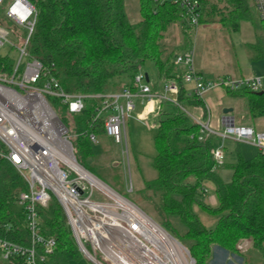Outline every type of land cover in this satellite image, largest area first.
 <instances>
[{"label":"trees","instance_id":"trees-1","mask_svg":"<svg viewBox=\"0 0 264 264\" xmlns=\"http://www.w3.org/2000/svg\"><path fill=\"white\" fill-rule=\"evenodd\" d=\"M29 1L37 9V22L28 53L51 70L67 93H116L126 87L137 92L135 77L149 61L158 70L154 92L162 79L176 81L178 104L165 102L173 109L159 113L157 153L153 160L158 176L148 189L154 190L159 199L160 225L190 251L196 264H212L216 246L241 256L238 245L244 240L264 253V153L257 150L254 157L245 159L238 149L234 164L218 165L213 154L216 136L204 139L201 126L187 113L190 108H201L204 118L208 117L203 99L191 94L185 85L184 70L175 63L178 53L167 52L164 45L166 34L179 21L182 9L172 2L139 0L141 20L132 23L126 0ZM198 1L201 26L218 20L225 31L232 33L239 31L245 21L256 25L252 0ZM0 24L16 37L17 45L22 43L24 30L10 21L0 20ZM256 26V42L248 45L252 61L264 60V27ZM14 66L10 55L0 54V76H11ZM148 76L146 83L151 81ZM226 91L247 100L253 119L264 117V93L258 95L246 88ZM50 102L60 118L64 114L69 116V121L63 122L72 135L76 158L95 174L88 163L94 153L93 144L82 134L105 133L103 120L93 122L96 101L86 100L81 114H70L57 99ZM2 151L6 148L0 145ZM223 167L232 171L229 181L220 174ZM207 183L215 187L217 206L204 199ZM26 191L28 184L22 175L0 156V238L28 246L30 233L20 204V195ZM199 212L216 218L214 226L205 224ZM38 213L41 232L56 241L53 252L42 264H71L80 260L83 254L60 203L53 199L47 207L40 206ZM0 263L25 264L21 257Z\"/></svg>","mask_w":264,"mask_h":264},{"label":"built area","instance_id":"built-area-1","mask_svg":"<svg viewBox=\"0 0 264 264\" xmlns=\"http://www.w3.org/2000/svg\"><path fill=\"white\" fill-rule=\"evenodd\" d=\"M6 0H0V9ZM172 2L182 9L183 18L193 29L200 25L201 6L198 0H154ZM258 18L264 23V0H252ZM6 17L24 30L20 45L10 40L11 32L0 24V50L11 43L18 51V62L11 76H0V152L22 175L28 191L20 195L30 233L28 246L0 238V258L9 261L21 257L25 264H42L53 252L56 241L41 232L38 208L47 207L54 199L66 213L68 223L82 254L94 264H196L190 251L166 231L139 206L118 193L97 175L79 163L72 135L53 108L50 99L67 106L70 114H81L86 100L96 101L93 122L103 120L105 133L121 146L129 163L126 121L135 109L139 97L148 111L153 103L178 104L167 93H178L175 83H167L164 92H154L146 83L141 70L135 77L137 92L126 87L121 92L96 95L67 93L40 60L28 53V45L35 31L37 9L29 0H11ZM176 65L184 70V81L193 84V94L203 99L212 89L229 91L264 89V75L254 77H218L206 79L195 66L193 46L178 53ZM124 100V103L121 102ZM145 110V111H146ZM187 111V110H186ZM201 126L204 139L211 136L234 138L250 143L264 153V133L252 127L237 126L235 119H223L224 130L217 133L210 126V117L193 116ZM146 121V115L140 116ZM91 144H99L96 132L83 133ZM214 157L223 166L225 153L215 148Z\"/></svg>","mask_w":264,"mask_h":264},{"label":"rangeland","instance_id":"rangeland-1","mask_svg":"<svg viewBox=\"0 0 264 264\" xmlns=\"http://www.w3.org/2000/svg\"><path fill=\"white\" fill-rule=\"evenodd\" d=\"M10 2L11 0H6L4 6L0 9V20L2 21H9L6 17V11ZM126 9L132 23H137L141 20L139 0H126ZM252 15L256 25H258L259 29H262L264 24L260 22L254 6ZM256 25L250 21H245L242 23L239 31L228 33L223 29L218 20H212L210 23L202 26L199 25L197 29H193L181 15L179 21L174 23L166 34L164 45L167 52L174 51L176 53L182 52L188 45L193 46L196 69L198 68L206 79L216 80L218 77H240L241 75H245V77L261 76L264 73V62L252 61L248 55V45L256 42V34L258 32ZM187 33L189 36L186 37ZM9 38L17 45L18 41L14 35L11 34ZM0 54H8L15 64L18 62V51L11 43H7L0 50ZM142 71L151 76L150 85L153 87L158 81V70L155 64L151 61L146 62ZM188 85L191 89L190 93L193 94L194 85ZM162 90L164 91L163 88ZM232 97L227 92H224L226 102ZM245 104L246 99H242L239 111L236 113L238 125H251L252 120H254L250 115L248 105L246 106ZM169 108L173 109L172 107ZM224 108L225 104H222L221 111L218 113L220 117L223 115ZM189 112L197 118L208 119V117L204 118V114L200 110L190 108ZM216 115L213 112L214 118ZM61 118L65 123L69 121V116L66 114L62 115ZM152 122V119L137 122L132 117L127 118L129 163L122 155L121 146L116 144L105 133L98 134L99 144L93 145L94 153L88 159V163L95 169V175L102 181L135 203L160 224L161 216L158 213L159 199L154 195V190L148 189V185L153 183L158 176L153 165V160L157 153L155 146L157 130ZM217 141L219 142V146L222 145L221 148L226 147V154L230 153L229 156L232 160H227V156H225L224 164L227 165L228 163H235L237 161L238 149L240 147L241 149H245V156L250 155V151L255 152L257 150L254 146L252 148L245 147V144L225 142L216 137V143H218ZM223 169H226V167H223ZM206 188L204 199L208 204L217 206L218 199L214 185L207 183ZM199 213L205 224L214 226L215 223L213 222L214 220L216 221V218L206 213ZM238 248L242 254L244 253L239 256L241 258L239 264H242L243 261L247 264H264V253L254 249L249 241L244 240L240 242ZM71 264L94 263L83 255L80 260L73 261Z\"/></svg>","mask_w":264,"mask_h":264},{"label":"crops","instance_id":"crops-1","mask_svg":"<svg viewBox=\"0 0 264 264\" xmlns=\"http://www.w3.org/2000/svg\"><path fill=\"white\" fill-rule=\"evenodd\" d=\"M250 59H251V57H250ZM260 61L264 62V60H260ZM181 70H182V68H181ZM197 71L200 73L198 68H197ZM262 75H264V73ZM240 77H245V75H241ZM240 77H235V78H240ZM167 83H175L177 85L175 80H170V81L167 82V81H165V79H162L160 84H159L157 92L165 93L162 90V88L164 89V87H165V85ZM185 85H186L187 89L189 91H191L189 85L188 84H185ZM224 92H227V91L225 89H223V88H215V89H212L209 92H207L204 95V97H203V101H204L205 109H206L205 111L207 112V114H209V117H210V126H211V128L214 131H216L217 133H222L223 130H224L223 119L225 117H231V118L235 119V123H236L237 126L252 127L257 132L264 133V122H263L264 121V117H260V118L252 120V124L251 125H243V124H239L238 125L237 124V115H236V113H238V111H239V106H240V103L242 102V99H245V98L233 96L232 98H229L227 100V102H226V99L224 98ZM166 95L171 97V98H175L177 94L169 92ZM121 102L124 103V100H121ZM134 103H135V109L132 112L130 117H132V119H134L135 121L140 122L141 121L140 120V116L146 115V120L152 119V121H153L152 124H153L154 127L156 126L155 127L156 130H157L158 126H159V113H160V111L161 110L162 111L163 110L171 111V109L169 108L170 106L166 105L165 103H158V102L149 105L150 107H149V109L147 111L145 104H143L142 99L139 98V97H136L134 99ZM222 104H225L224 110L225 109H232V112H229L226 115V114H224V110H223V113H222L223 115H222V117H220L218 115V113H220V111H221L220 109L222 108ZM245 105L247 106V100H246V104ZM195 110H200L201 112H203L202 114H204V111L201 108H195ZM213 112L215 114H217L215 116V118L213 116ZM142 122H144V121H142ZM216 137L218 139L220 138V139L224 140L225 142H227V141L233 142V143L234 142H236V143L238 142L234 138H230V137L229 138H222L220 136H216ZM238 143L245 144V147H251V148L253 147V145L250 144V143H245V142H238ZM221 146H219V142H218V143H216L215 147L216 148H221ZM222 149L225 150L224 153H225V156H227L226 157L227 160H229V159L232 160L230 158V156H229L230 153L226 154V150H227L226 147H224ZM240 151H241L242 156L245 159H250V158L254 157L257 154V152H258L257 150L255 152H251L250 151V153H249L250 155L245 156L244 155L245 149H241V147H240ZM230 164H234V163H230ZM230 164L228 163V165H230ZM225 165H227V164H225ZM220 174H221V176L223 177V179L225 181H229L231 179V176H232V171L226 167V169L222 168L220 170ZM229 177H230V179L228 180ZM240 259L241 258L239 256L231 255L226 250L216 246L213 249V257H212L211 262H212V264H239L240 263V261H239ZM0 262H2L1 258H0ZM0 264H4V263H0ZM242 264H247V263L243 261Z\"/></svg>","mask_w":264,"mask_h":264},{"label":"water","instance_id":"water-1","mask_svg":"<svg viewBox=\"0 0 264 264\" xmlns=\"http://www.w3.org/2000/svg\"><path fill=\"white\" fill-rule=\"evenodd\" d=\"M146 79H147V82H149V76H148V74H146ZM264 93V91H260V92H256V94H258V95H262ZM229 112H232V109H225L224 110V114H228Z\"/></svg>","mask_w":264,"mask_h":264}]
</instances>
